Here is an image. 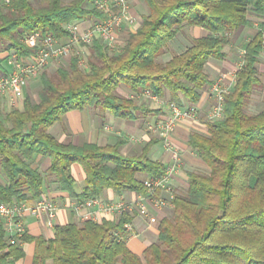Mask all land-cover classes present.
<instances>
[{"label":"trees","instance_id":"trees-1","mask_svg":"<svg viewBox=\"0 0 264 264\" xmlns=\"http://www.w3.org/2000/svg\"><path fill=\"white\" fill-rule=\"evenodd\" d=\"M148 12L119 50H109L98 39L80 43L89 49L88 68L77 56L54 74L42 70L38 99L24 94L21 106L0 105V201L32 202L43 192L52 175L62 190L74 194L70 166L78 161L85 169L83 201L104 188L145 191V172L153 178L164 173L159 160L142 152L125 155L119 143L81 145L63 143L49 127L72 108L109 110L122 118L157 112L135 97L117 93L120 85L135 93L148 89L173 101L181 96L196 103L212 83L205 64L222 59L230 34L250 25V12L264 14V0H145ZM92 0H12L0 6V52L23 57L34 52L22 37L38 31L59 39L69 36V22L97 17ZM186 24L201 25L209 32L166 61H158L169 41ZM263 27L243 43V62L232 87L223 94V115L207 120L208 135L191 133L189 141L207 165L188 173V186L171 198L172 212L158 224L157 240L142 255L125 242V222L58 224L50 238L34 237L33 264H264V107L248 111L254 89L264 86L258 61L264 49ZM0 57V69L2 66ZM37 155L50 158L42 172L33 165ZM25 234L21 237L24 239ZM23 255L18 242L9 243L0 221V264H11Z\"/></svg>","mask_w":264,"mask_h":264},{"label":"crops","instance_id":"crops-1","mask_svg":"<svg viewBox=\"0 0 264 264\" xmlns=\"http://www.w3.org/2000/svg\"><path fill=\"white\" fill-rule=\"evenodd\" d=\"M2 4L0 0V6ZM89 6H92V4L89 3ZM147 12L148 7L145 0L129 1L127 16L123 18L122 23L117 26L115 31L117 44H123L130 33L136 31L142 20V15ZM249 18L252 19V23L250 25H242L238 30L255 26L256 32L263 27L264 41V14L257 16L255 13L250 12ZM94 19L95 17H88L80 20L79 30H85ZM208 32L209 31L201 25L186 24L181 27L176 35L169 41L161 55L164 54L165 56L163 57H166L165 60H167L174 53L180 52L184 50L186 46L190 45L193 38L204 36ZM254 33L247 39L241 41V48L243 43L249 40ZM262 52L264 53V49ZM10 53L11 52L7 50L0 52L3 66L0 72L11 69V64L9 62ZM225 57L222 59L209 58L205 64V69L209 77L211 76L210 74L215 73V69L224 62ZM257 65L259 66V61ZM228 75L227 72H221L219 77H222L224 80L228 78ZM210 79L213 82L211 77ZM210 85L203 88L200 98L196 103H190L184 96H181L179 101H177L183 107L189 104H195L197 106V111L193 116H183L176 121L170 134L171 147H166L164 145L159 130H151L149 128V124L154 121L164 120L169 114L168 103L173 100H171L170 94L167 91L162 96H144L142 94L136 96V93L129 90L126 86L120 85L118 87V89L123 91L122 93L125 96L135 97L139 103H145L148 107L157 110L156 113L147 116L122 118L114 115L109 110L85 107L82 109H69L60 119L52 123L49 127V132L63 143H73L77 145H81L85 142H93L98 145L119 143V151L122 154L134 155L142 152L144 146L152 141L147 152L149 158L161 161L164 165V169H166L173 163V150H176L179 153L181 164L171 173L165 183L166 186H159L155 188L153 192L148 191V189L145 191H136L132 189L116 190L111 187H106L95 196L98 199L96 203L91 206H82L78 210H75L73 206L75 203L80 202L77 196L83 190L86 177V172L82 164L78 161H74L70 166L71 174L74 179V194L62 190L59 183L52 175L46 176L41 195L48 196L57 203L55 215L51 222L47 221L46 215L39 217L31 214L24 215L26 232L24 239L18 241L23 249V255L18 257L11 264H33V253L35 249L34 237H52L55 227L58 224L68 222L80 223L85 219H92L98 222L103 219L116 221L122 215H128L129 222L131 223V228L126 229V233L123 235L126 245L133 252L142 255L144 249L150 243L157 240L159 221L163 217L171 214V198L173 194L188 186V173L195 170L207 169V165L203 159L191 146L189 137L191 133L209 134L207 114L216 101L215 95L210 91ZM21 101L22 100H20V103ZM20 103L18 104L20 105ZM5 104L8 106V103ZM50 162L49 157L37 155L33 160V165L45 173L50 166ZM136 177L146 180L151 176L145 172L139 171L136 173ZM0 178L3 179L1 173ZM156 198H161L163 203H155L154 200ZM116 200L125 202L126 206L124 210L120 213L115 211H103L105 204ZM140 206L147 209L148 215L139 212ZM150 216H154L155 220L152 221Z\"/></svg>","mask_w":264,"mask_h":264},{"label":"built area","instance_id":"built-area-1","mask_svg":"<svg viewBox=\"0 0 264 264\" xmlns=\"http://www.w3.org/2000/svg\"><path fill=\"white\" fill-rule=\"evenodd\" d=\"M12 0H1L4 5H8ZM130 0H92L94 9L99 15L83 31L79 30V21L69 22L66 28L70 32L69 36L59 39L53 35L42 36L38 31L29 32L23 35L22 41L29 47L34 48V52L18 57L14 52L9 56L11 69L0 72V97L8 103L9 106H17L24 92V86L30 78L38 76L49 62L65 56H76L80 53V43H91L98 39L106 48L113 49L116 45L115 31L117 26L122 23L127 16ZM214 93L216 101L207 114V119L220 118L223 115V94L226 89L223 88V78L219 77L210 87ZM228 91V90H227ZM144 96H155L148 89L140 93ZM169 114L164 120L154 121L149 124L151 130H159L164 145L171 147L170 134L178 119L183 116H193L196 114L197 106L189 104L183 107L177 101L168 103ZM181 164L179 153L173 150V163L168 166L164 173L158 177H149L144 180L148 191L153 192L159 186H166L165 183L171 173ZM168 188V187H167ZM96 197H88L83 201L75 203L73 208L80 209L82 206H91L96 203ZM155 203L162 204L161 198H156ZM126 204L122 200L111 201L104 205V212L115 211L120 213L124 210ZM57 208V203L50 197L40 195L32 202L17 200L13 202L0 201V221L4 233L9 243L18 242L26 232L24 221L25 214H31L36 217L46 215L47 221L51 222ZM139 212L148 215L145 207L140 206ZM152 221L154 216H150ZM126 229L131 228V223L125 222Z\"/></svg>","mask_w":264,"mask_h":264},{"label":"rangeland","instance_id":"rangeland-1","mask_svg":"<svg viewBox=\"0 0 264 264\" xmlns=\"http://www.w3.org/2000/svg\"><path fill=\"white\" fill-rule=\"evenodd\" d=\"M34 5H38L41 3V0H32ZM67 1V0H64ZM256 30V27H246L244 29H236L234 30L231 34H230V41L229 43L225 46V50L227 52V55L224 59V62L222 64H220L215 70V73L210 74L211 78L213 79V82L215 80H217L219 78V74L221 72H227L228 78L223 80V88L227 90H229L234 82L235 79V72L238 69V67L242 64L243 62V49L240 46V43L242 40L247 39L248 37H250ZM123 44H117L115 45V48L113 49H109L111 50V52L113 50H119V48L122 46ZM78 57L79 60V64L82 68L87 69L88 68V58H89V49L86 46H82L80 47V53L78 55H76ZM165 56L160 55V57L158 56L157 60L158 61H166V57ZM71 56H65V57H61L59 59H55L52 60L51 62L48 63V65L43 69L44 71H46L48 74H54L56 72V69L61 66H68L69 61H70ZM213 58V57H211ZM258 68L263 72L264 74V53L262 52L259 56V66ZM210 73V72H209ZM41 74V73H40ZM40 74L34 78H30L25 86H24V92H23V96L21 98V100L24 97V94H28L30 95V97L33 100H37L38 99V91L41 88V80H40ZM264 77V75H263ZM212 82V83H213ZM211 83V84H212ZM211 87V85H210ZM211 91V90H210ZM123 91H121L120 89L117 88V93L124 95L122 93ZM212 92V91H211ZM213 93V92H212ZM214 94V93H213ZM3 100L0 97V105H2V101ZM6 102H4V106L2 107L3 110L6 109V107H12V106H6L5 104ZM20 103V101L18 102ZM17 103V104H18ZM215 103V102H214ZM213 103V105H214ZM22 101L20 103V105L18 104L17 106H21ZM212 105V106H213ZM211 106V108H212ZM262 107H264V86L263 87H258L256 89H254L250 101H249V105H248V111L250 112H257L258 110H260ZM210 108V109H211ZM47 264H51L50 262H48Z\"/></svg>","mask_w":264,"mask_h":264}]
</instances>
